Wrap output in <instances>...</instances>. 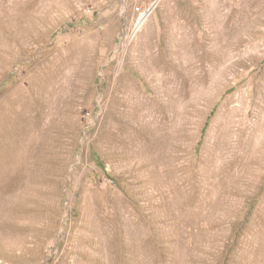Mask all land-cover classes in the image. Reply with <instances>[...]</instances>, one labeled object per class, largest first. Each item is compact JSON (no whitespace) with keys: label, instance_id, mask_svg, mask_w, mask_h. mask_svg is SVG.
<instances>
[{"label":"rangeland","instance_id":"obj_1","mask_svg":"<svg viewBox=\"0 0 264 264\" xmlns=\"http://www.w3.org/2000/svg\"><path fill=\"white\" fill-rule=\"evenodd\" d=\"M0 264H264V0H0Z\"/></svg>","mask_w":264,"mask_h":264},{"label":"bare ground","instance_id":"obj_2","mask_svg":"<svg viewBox=\"0 0 264 264\" xmlns=\"http://www.w3.org/2000/svg\"><path fill=\"white\" fill-rule=\"evenodd\" d=\"M157 1H159V0H157ZM144 19H145V14L141 15L139 22H138V25H142V23L144 22Z\"/></svg>","mask_w":264,"mask_h":264}]
</instances>
